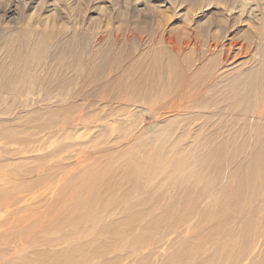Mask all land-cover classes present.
Returning <instances> with one entry per match:
<instances>
[{"label": "rangeland", "instance_id": "rangeland-1", "mask_svg": "<svg viewBox=\"0 0 264 264\" xmlns=\"http://www.w3.org/2000/svg\"><path fill=\"white\" fill-rule=\"evenodd\" d=\"M0 7V264H264V0Z\"/></svg>", "mask_w": 264, "mask_h": 264}, {"label": "bare ground", "instance_id": "bare-ground-1", "mask_svg": "<svg viewBox=\"0 0 264 264\" xmlns=\"http://www.w3.org/2000/svg\"><path fill=\"white\" fill-rule=\"evenodd\" d=\"M18 4H19V3H18ZM11 6H12V5H11ZM2 8H3V7H2ZM2 8L0 7V12H1V9H2ZM14 12H15V11L8 10V11H4V13H3V14H0V15H1L2 17H7V18L9 19L12 15H14V14H13ZM1 16H0V17H1ZM7 18H6V19H7ZM40 18H41V17H40ZM52 18H54V15L51 16V17H47L45 23H46V24H49V23H51V21H54V22H55V20H54L55 18H54V19H52ZM6 19H4V20L6 21ZM54 24H55V23H54ZM48 27H49V26H48ZM53 27H54V26H53ZM49 28H50V27H49ZM230 46H231V45H230ZM42 47H43V46H42ZM174 50H175V49H174ZM24 56H25V55H24ZM237 81H238V80H237ZM257 83H258V82H257ZM28 91H29V90H28ZM257 96H258V94H257ZM263 97H264V96H263ZM229 99H230V98H229ZM233 99H234V98H233ZM263 99H264V98H263ZM237 100H238V99H237ZM239 100H240V99H239ZM239 100H238V102H239ZM263 101H264V100H263ZM235 102H237V101L235 100ZM238 102H237V103H238ZM240 102H241V101H240ZM241 103H244V102H241ZM241 105H242V104H241ZM242 106H243V105H242ZM231 107H232V106H231ZM237 107H239V106H237ZM233 108L235 109V107H233ZM247 108H248V107H247ZM240 110H241V109H240ZM246 110H247V109H246ZM242 112H243V111H242ZM177 126H178V125H177ZM157 128H158V127H157ZM176 128H177V127H176ZM206 138H208V137H206ZM209 139H210V138H209ZM207 140H208V139H207ZM260 142H261V141H260ZM263 144H264V143H263ZM255 150H256V149H255ZM253 153H254V151H253ZM255 153H256V152H255ZM255 153H254V154H255ZM261 153H262V152H261ZM261 153H260V154H261ZM144 155H145V154H144ZM206 155H207V154H206ZM208 155H209V153H208ZM210 156H211V155H210ZM214 156H215V154H214ZM207 157H208V156H207ZM216 157H217V156H216ZM218 157H220V156H218ZM254 157H255V156H254ZM214 158H215V157H214ZM220 158L222 159V157H220ZM211 159H213V158H211ZM251 159H252V158H251ZM205 160H206V158H205ZM214 160H215V159H214ZM256 160H257V159H256ZM256 160H255V161H256ZM207 161H208V160H207ZM210 161H211V160H210ZM252 161H254V160H252ZM216 162H217V161H216ZM216 162L214 161V163H216ZM250 162H251V161H250ZM250 162L248 163V166H249V164H250V166H251V163H250ZM221 163H222V161H221ZM212 164H213V163H212ZM222 164H223V163H222ZM222 164H221V165H222ZM206 165H209V164H206ZM213 165H214V164H213ZM241 165H242V164H240V167L244 168L245 165H244V166H241ZM254 165H255V164H254ZM132 166H133V165H132ZM132 166H131V167H132ZM219 166H220V165H219ZM152 167H153V166H152ZM207 167H208V166H207ZM221 167H222V166H221ZM253 167H254V166H253ZM237 168H238V167H237ZM248 168H249V167H248ZM131 169H132V168H131ZM151 169H152V168H151ZM209 169H211V166L209 167ZM214 170H215V168H214ZM219 170H220V169H219ZM245 170H246V169H245ZM254 170H255V169H254ZM131 171H132V170H131ZM249 171H251V170L249 169ZM122 172H123V171H122ZM203 172H204V171H203ZM203 172H202V173H203ZM222 172H223V171H222ZM103 173H104V172H103ZM103 173H102V174H103ZM130 173H131V172H130ZM240 173H241V172H240ZM242 173H243V172H242ZM249 173H250V172H248V174H249ZM258 173H259V172H258ZM258 173H257V174H258ZM124 174H125V173H123V175H124ZM217 174H218V173H217ZM230 174H231V173H230ZM245 174H246V172H245ZM95 175H96V174H95ZM95 175H94V176H95ZM118 175H119V174H118ZM129 175H130V174H129ZM202 175H203V174H202ZM202 175H201V176H202ZM237 175H238V174H237ZM250 175H251V174H250ZM263 175H264V174H263ZM113 176H114V175H113ZM205 176H206V175H205ZM244 176H246V175H244ZM247 176H248V175H247ZM96 177H97V176H96ZM96 177H95V178H96ZM127 177H128V176H127ZM129 177H130V176H129ZM192 177H193V176H192ZM221 177H222V175H221ZM224 177H225V176H224ZM92 178H94V177L92 176ZM110 178H111V177H110ZM214 178H215V177H214ZM242 178H243V177H242ZM133 179H134V178H133ZM193 179H194V178H193ZM193 179H192V180H193ZM205 179H206V178H205ZM235 179H236V178H235ZM247 179H249V178H247ZM130 180H131V179H130ZM190 180H191V178H190ZM220 180H221V179H220ZM239 180H240V179H239ZM254 180H255V179H254ZM105 181H106V180H105ZM133 181H134V180H133ZM203 181H204V180H203ZM205 181H206V180H205ZM209 181H210V180H209ZM257 181H258V180H257ZM110 182H111V180H110ZM114 182H115V181H114ZM130 182H132V181H130ZM234 182H235V180H234ZM239 182H240V181H239ZM239 182H238V183L235 182V184H236V183L239 184ZM245 182H246V178H245ZM5 183H6V182H5ZM192 183H193V182H192ZM244 184H245V183H244ZM103 185H104V183H103ZM193 185H195V184H193ZM242 185H243V183H242ZM242 185H241V188H244V186H242ZM245 185H246V184H245ZM249 185H251V184H249ZM252 185H253V184H252ZM254 185H255V184H254ZM197 186H199V185H197ZM197 186H196V187H197ZM231 186H232V185H231ZM238 186H239V185H238ZM258 186H259V185H258ZM51 187H52V186H51ZM228 187H229V186H228ZM228 187L226 186V188H228ZM234 187H235V186H234ZM245 188H246V187H245ZM252 188H253V186H252ZM48 189L50 190V187H48ZM52 189H53V187H52ZM231 189H232V187H231ZM231 189H230V191H231ZM237 189H238V188H237ZM248 189H249V187H248ZM84 190H85V189H84ZM238 190H239V189H238ZM241 190H242V189H241ZM241 190H240V191H241ZM254 190H255V189H254ZM47 191H48V190H47ZM230 191H229V192H230ZM240 191H239L238 193H240ZM243 191H244V189H243ZM48 192H49V191H48ZM82 192H83V191H82ZM86 192H87V191H86ZM236 192H237V191H235V192H233V193H236ZM33 193H35V192H33ZM36 193H37V192H36ZM238 193H237V194H238ZM243 193H244V192H243ZM230 195H231V193H230ZM230 195H229V197H230ZM247 195H248V193H247ZM34 196H35V194H34ZM237 196H238V195H236V197H237ZM223 197H225V196H223ZM242 197H243V196H242ZM237 198H238V197H237ZM21 199H22V202L24 201V203H28L29 200H30L31 198L29 199V198H27V197H26V198L24 197V198H21ZM33 199H35V198H33ZM33 199H32V200H33ZM231 199L234 200L233 198H231ZM235 199H236V198H235ZM238 199H239V198H238ZM240 199H241V197H240ZM244 199H245V198H244ZM7 200H8V199H7ZM9 200H10V199H9ZM33 201H34V200H33ZM223 201H224V200H223ZM223 201H222V202H223ZM230 201H231V200H230ZM235 201H236V200H235ZM239 201H240V200H239ZM19 202H20V200H19ZM22 202H20V203H22ZM30 202H31V201H30ZM10 203H11V202H10ZM218 203H219V202H218ZM225 203H226V202H225ZM230 203H231V202H230ZM230 203H228V204H230ZM242 203H244V202H242ZM15 204H17V203L15 202ZM15 204H14V205H15ZM235 204H236V203H235ZM23 205H24V204H23ZM25 205H26V204H25ZM27 205H28V204H27ZM173 205H174V204H173ZM221 205H222V204H221ZM236 205H237V204H236ZM239 205L242 206L240 203H239ZM229 206H230V205H229ZM229 206H228V208H229ZM230 208H231V207H230ZM237 209H238V208H237ZM221 210H222V209H221ZM221 210H220V211H221ZM231 210H232V208H231ZM169 212H171V211H169ZM5 213H6V212H5ZM7 213H8V212H7Z\"/></svg>", "mask_w": 264, "mask_h": 264}]
</instances>
